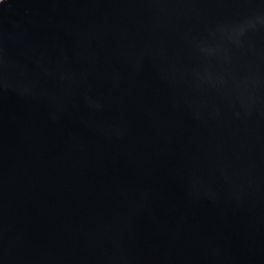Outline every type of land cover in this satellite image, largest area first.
Wrapping results in <instances>:
<instances>
[{"label":"water","instance_id":"obj_1","mask_svg":"<svg viewBox=\"0 0 264 264\" xmlns=\"http://www.w3.org/2000/svg\"><path fill=\"white\" fill-rule=\"evenodd\" d=\"M0 264H264V0H3Z\"/></svg>","mask_w":264,"mask_h":264},{"label":"snow or ice","instance_id":"obj_2","mask_svg":"<svg viewBox=\"0 0 264 264\" xmlns=\"http://www.w3.org/2000/svg\"><path fill=\"white\" fill-rule=\"evenodd\" d=\"M0 3H3V0H0Z\"/></svg>","mask_w":264,"mask_h":264}]
</instances>
